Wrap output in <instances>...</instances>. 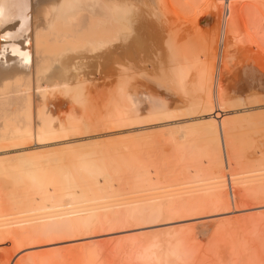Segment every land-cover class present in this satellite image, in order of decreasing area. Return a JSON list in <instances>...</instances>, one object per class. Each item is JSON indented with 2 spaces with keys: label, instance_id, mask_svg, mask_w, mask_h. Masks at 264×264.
<instances>
[{
  "label": "bare ground",
  "instance_id": "bare-ground-1",
  "mask_svg": "<svg viewBox=\"0 0 264 264\" xmlns=\"http://www.w3.org/2000/svg\"><path fill=\"white\" fill-rule=\"evenodd\" d=\"M237 1L240 0H26L21 9L12 10L5 6L4 16L0 21V264H115L118 254H110L107 250L111 247L106 249V246L99 245L102 241L99 240L97 244L96 240L89 238L96 235L95 232L102 227L112 230L131 227L135 224V219L130 224L126 220L138 213L143 214L144 210L142 218L149 226L152 223L156 226L158 222L164 224L165 221L171 224L161 226L164 228L155 231L153 228V231H148L150 228H147L145 233L142 230V237L135 233L128 234L127 237L124 235L125 238H120L122 241L118 239L116 245L119 247L114 244L116 249L113 248L117 253L118 249L123 252V257L119 256V260L123 258L124 262L138 260L153 264L162 260L165 264H192L198 258L191 249L192 240L187 239L188 235H193V230L180 221L193 217L206 223L204 217L212 219V216H205L210 206L215 207L212 210L216 213L217 209L228 204L229 213L247 210L252 205L245 203V199H256L253 205L255 207L264 206L262 150H259L262 157L260 155L253 161L245 160V156L243 159L239 154L235 159V153L232 155L235 161L233 157L232 160L237 165L233 168H229L233 163L229 162V166L227 164L228 157L218 154L216 150L213 154L216 165L207 170L198 162L203 160L198 158L201 153H195L198 146L197 141H193L198 134L201 135L197 133L200 130L195 133L196 128L200 125L204 127V123L196 124L198 126L195 127V120L192 124L187 122L189 126H185L186 123L182 125L181 121L179 124L183 128L175 123L180 129L170 126L172 119L169 118H174L172 112L177 109L170 111L164 101L153 105L154 107L148 106L147 111L135 108L128 110L124 106L125 101L128 104L133 103L131 92L140 93L137 86L141 83H132L134 77L143 76L146 81L165 88L167 93L172 92L171 84L181 88L185 82L180 72H188V75L187 68L197 61H202L200 65L209 71L211 80L205 84L209 79L202 77L203 86L196 87L193 93L199 90L197 94L200 92L199 95L203 96L202 100L199 98L202 103H205L206 98L212 99L219 95L216 84L219 72L212 65L215 54L225 50L229 39L237 44L251 42L252 45L255 43L259 46L261 31L264 30L263 23L260 24L264 20V2L263 5L255 2L241 5ZM213 21L215 25L212 34L203 32L204 26L208 25L210 28ZM158 26L163 30L159 38L165 40L162 46H159L161 41L160 44L158 41L157 43L159 48L163 47L165 54L161 52L162 58L160 55L159 59L162 60L156 65L160 67V75L153 77L148 70L150 65H155L157 56L154 55V59L150 60L151 42L148 40L151 31ZM197 35H201V39ZM163 54L168 56L167 63L163 61L166 59ZM88 67L89 71H86L85 68ZM252 69L254 73L261 71L257 66ZM249 72L252 74L251 70ZM262 75L264 77V73ZM263 77H257L259 84L255 81L256 86L259 87L261 82L263 85ZM108 80L109 83L106 82ZM189 81L191 83L192 80ZM108 87L110 90H107ZM129 88L133 89L128 90ZM184 89L183 92L186 90ZM159 101L158 99V103ZM204 121L208 128L207 122L211 126L214 119ZM99 122L109 126L110 131L106 135L115 137L105 141L97 139L99 141L94 142L92 136H83L84 133H96ZM214 125L215 122L211 127H215ZM139 129H143L144 132L141 131L144 134L139 131L136 135L135 131L132 139V131ZM87 138H91L92 142L84 141ZM159 141L172 144L171 153L176 152L178 157L175 156V162H167L168 151L164 152L162 147L156 149L155 145ZM51 144L55 146H48ZM56 144H59L57 149ZM34 145L41 147L40 150H31ZM42 147L52 150L45 151ZM15 148L20 149L14 150ZM202 153L206 154L205 151ZM242 153L244 154L243 150ZM206 162L209 163V160ZM231 169L237 172L228 173ZM146 208H151V213L146 212ZM214 212L209 211L210 215ZM258 215L255 219H247L246 224L250 223L249 232L242 230L243 228L239 231V226L242 227L245 220H242L244 223H237V218V222L234 220L232 224L224 227H221L224 223H218L217 226L215 224V230L223 233L220 239L224 242L220 241L219 247L230 241L233 246L237 243L241 248L248 247V241L253 237L245 238L244 232L250 233V236H258L263 230L261 223L264 221V212ZM125 221L129 225L123 223ZM235 229L237 235L233 232ZM237 230L243 233L238 235ZM18 232H23L21 235L24 236L18 238ZM234 234L238 237H233ZM79 237L88 240L66 243L62 245L64 248L61 251L58 250L62 248L48 250V245L79 240ZM192 237V243H196L194 236L191 239ZM235 238L238 240L236 243ZM218 239L219 237L216 241ZM75 243L82 244L74 246ZM230 244L229 250L237 253L238 248L235 249ZM37 247L46 250L37 251ZM247 247L245 250L252 251ZM114 249L109 251L116 252ZM253 250L250 254L246 251L249 258L253 257L252 261L255 258L256 264H264L260 259L264 257L260 254L257 256L255 248ZM242 251V256H246L243 248L241 253ZM218 252H215L218 256L220 254L219 258L215 254L217 260H222L224 256L229 262L233 259L230 257L233 254ZM107 253L113 258H108ZM238 253L234 258L239 256ZM246 257L241 259L240 255L241 263L239 259L238 263H234L245 264L243 261L247 260ZM256 257H260L258 261ZM220 260L219 264H222L224 260ZM251 260L250 263L245 262L254 263Z\"/></svg>",
  "mask_w": 264,
  "mask_h": 264
},
{
  "label": "rangeland",
  "instance_id": "rangeland-1",
  "mask_svg": "<svg viewBox=\"0 0 264 264\" xmlns=\"http://www.w3.org/2000/svg\"><path fill=\"white\" fill-rule=\"evenodd\" d=\"M239 2V4L241 3V5H243V3H250V5H251V3L252 4H254V2L257 4V5H263L262 3L264 2V0H240V1H237V3ZM246 5H248V4H246ZM246 5H244V7L246 6ZM219 11H221L220 9H219ZM217 18V17H216ZM218 19V18H217ZM218 20H216V22H217ZM260 21V20H259ZM215 23V21H213L212 22V24L210 25V28L208 27V25H206V26H204V30H203V32L205 31V33H208V34H212V28H213V26L215 25L214 24ZM262 23H263V26H262V28H264V20H262V22H260V24L262 25ZM208 27V28H207ZM206 29V30H205ZM159 30V31H158ZM163 30H162V28H160L159 26L158 27H156V28H154V30L153 31H151V35H150V39L148 40V42H151L150 43V45H151V48L149 49V53H150V55H151V57H150V55H149V58H150V60L152 59H154V55H156L157 56V58H155V60H154V62H155V65H150L151 66V68H150V66H149V70H148V72H149V74L151 73V75L150 76H153V77H155V76H158V74L160 75V73H158V72H160L159 70H160V67L159 66H156L157 65V63L159 62V60L162 58V54H161V52L162 53H164L165 54V50L163 49V47L161 48H159V46H162V45H164L163 44V41L165 40H160V38H159V35H160V33L162 32ZM157 32V33H156ZM262 32V35L264 34V30L263 31H261ZM204 33H202V35H203ZM155 37H154V36ZM207 35V34H206ZM262 35H261V39L259 40L260 42H259V44H258V42H256L259 46H257L255 43H253L254 45H256V46H254V45H252L251 44V42H249V43H247V44H245L244 43V45H243V42H242V44L240 43V44H237L236 42H234V40H231V39H229V41H231L230 43H229V41H227L226 43H228V45H227V47H225V50L224 51H227V53L226 52H220V53H216L215 54V57H213V64L212 65H215L216 66V69H217V71L216 72H219L217 75L219 76V78H218V81L216 82V84L218 85V87H219V91H220V93H219V95H217L216 97H214V98H212V99H210V98H206L205 99V97H204V101H205V103H202V102H199L200 101V99L199 98H201V100H202V98H203V96H201V95H199V93L197 94V92L199 91V90H197V92H195V93H193L194 92V89L196 88V87H202L203 86V83H202V81L204 80V79H206V80H208V81H206L205 82V84L208 82L209 83V81L211 80V78H210V75H209V71L208 70H206V69H204V68H202V66L200 65L201 63H202V61H197V63L195 64V63H191L190 64V66H189V68H187L188 70H189V74L187 75L186 73H188V72H185V71H183L184 72V74H183V72H180V75H181V77H182V80L183 81H185L184 83H183V87H185L186 85V87H185V89L182 87V86H180L181 88H179V86L178 85H172L171 84V86L173 87L172 88V92L174 91L175 92V94H172V92L171 91H169L168 93L165 91V88H159L157 85H155V83H153V82H149V81H146L145 79H144V77L143 76H136V77H134V79L132 80V83H134V84H136V83H141V84H138V86H137V88H138V90L137 91H139L140 93H132L131 92V97H132V100H133V105L129 102V104H128V101H125V104H127V105H125L124 104V106L128 109V110H131V109H133L134 110V108L135 109H144V110H146L147 111V109H148V106L149 107H151V106H153V105H159L160 103H162L163 101H164V103L167 105V109H169L170 108V111H175L176 109V112H172L173 113V117L174 118H169V120L170 119H172V121H170L171 122V124H170V126L172 125V126H175V125H177V124H179L181 121V124L183 123V124H185V126H189V124H187V122H189V123H194L195 121H196V123H195V127L196 126H198V125H200V124H205V126L203 127V125H200V126H198L197 128H196V131H195V133L197 132V131H199L200 130V132H197V133H201V135L200 134H198V136L196 137V138H194V139H196V140H194L193 138V141H197L196 143H197V150L194 148V150H196L195 151V153H197L198 152V154H200L199 156H201L202 154V156H204V157H199L198 156V158H202L201 160H203V161H200L199 159V163H201V164H203L204 165V168L205 169H207V170H211V169H213L214 167H215V165H216V157H213V154H215L216 153V150H217V152H218V154H221V155H223V156H226V157H228V162H227V164H228V166L231 164V163H233V164H231L230 165V167L229 168H233V166H235V164L237 165V162H233V160L235 161V159H236V156H237V158L239 157L237 154H239V155H241L240 157L241 158H243L244 159V156H245V160H251V161H253V160H255V159H258L259 157H260V155H261V157H262V154L264 155V83H263V85H261V83H260V85H259V87L258 86H256V84L258 85L259 83H257L258 81H256L257 80V77H260V76H262L263 77V73H264V35H263V37H262ZM197 37L198 38H200L201 37V35H197ZM154 38V39H153ZM260 38V37H259ZM157 39V40H156ZM201 39V38H200ZM155 40H156V42H155ZM153 41V42H152ZM157 41H158V43H159V41H161V45H159L158 43H157ZM257 41V40H256ZM238 43H239V41H238ZM154 44H156V45H154ZM249 44V45H248ZM159 45V46H158ZM251 45V46H250ZM153 46H155V47H153ZM157 46V47H156ZM253 46V47H252ZM159 48V51H156L157 49ZM229 48V49H228ZM155 49V50H154ZM252 49V50H251ZM152 50V51H151ZM250 50V51H249ZM245 51V52H244ZM252 51V52H251ZM154 53V54H152V53ZM230 52V53H229ZM243 52V53H242ZM249 52V53H248ZM156 53V54H155ZM225 53V54H224ZM163 54V57L165 56V58L166 59H164L163 61L164 62H166L167 63V57H166V55H164ZM233 54V55H232ZM153 55V56H152ZM160 55H161V58L159 59V57H160ZM224 55V56H223ZM233 56V57H232ZM220 57V58H219ZM219 58V59H218ZM229 58V59H228ZM232 58V59H231ZM253 59L254 60V62H253V60H249V59ZM259 58V59H258ZM262 58V59H261ZM225 59V60H224ZM162 60V59H161ZM202 60V59H201ZM245 60H247L246 62H245ZM255 60H256V63H255ZM225 61V62H224ZM164 62H163V65H164ZM216 63H218L217 65H216ZM223 63V64H222ZM251 63V64H250ZM254 63V64H253ZM195 64V65H194ZM220 64H222V65H220ZM242 64V65H241ZM194 66V67H192V66ZM199 65H200V67H199ZM253 65V66H252ZM154 66H155V68H157V69H155L154 68ZM221 66V67H220ZM245 66H246V69H245ZM249 66V67H248ZM256 66L258 67V68H260L259 69V71L260 72H258V70L257 71H255V73L253 72L254 71V69H252L253 67H255L256 68ZM153 67V68H152ZM244 67V68H243ZM250 67H251V69H250ZM200 70H199V69ZM242 68H243V70L244 71H242ZM152 69V70H151ZM186 69V70H187ZM192 69V70H191ZM198 69V70H197ZM251 70V72H252V74L253 75H255L254 77L253 76H251L252 74H250V70ZM85 70L87 71H89V67L88 68H85ZM184 70V69H183ZM228 70V71H227ZM247 71V74H246V71ZM151 71V72H150ZM180 71H182V69H180ZM208 71V72H207ZM202 73V72H204V74L202 73V75L200 74V73ZM206 72V73H205ZM256 72H258V74H256ZM262 72V73H261ZM193 73V74H192ZM260 73H261V75H260ZM183 74V75H182ZM207 74V75H206ZM242 74H245V75H242ZM196 75V76H195ZM200 75V76H199ZM206 75V76H205ZM250 75V76H249ZM185 76H186V78H185ZM191 76H192V79H191ZM208 76V77H207ZM224 76V77H223ZM190 77V78H189ZM199 77H201V78H199ZM202 77H204V79L202 78ZM127 78V77H126ZM248 78H250V79H248ZM256 78V79H255ZM264 78V77H263ZM203 79V80H202ZM253 79H255V80H253ZM148 80V79H147ZM187 80H188V83L189 84H187ZM189 80H192L191 81V83H190V81ZM201 80V81H200ZM252 80V81H251ZM251 81V82H250ZM255 81H256V84H255ZM98 82V81H97ZM107 83H109L110 82V80H108V81H106ZM185 83H186V85H185ZM198 83V84H197ZM199 83H201L200 85H199ZM193 85V86H191V85ZM204 84V85H205ZM251 84V85H250ZM141 86V87H140ZM177 86H178V88H179V90H178V88H177ZM191 86V87H190ZM195 86V87H194ZM144 87V88H143ZM154 87V88H153ZM156 87V88H155ZM133 88H135V87H133ZM133 88H129L128 90H132ZM143 88V89H142ZM174 88H177V90H178V93H176L177 92V90H175ZM189 88H192L191 90H189ZM182 89H184L185 91L183 92V90ZM107 90H110V87H108L107 88ZM193 90V91H192ZM192 91V92H191ZM158 92V93H157ZM166 92V93H165ZM128 93H130V91L128 92ZM171 93V94H170ZM193 93V94H192ZM168 94H170V95H168ZM259 95V96H258ZM261 95V96H260ZM200 96V97H199ZM256 96H257V98H256ZM163 97V98H162ZM140 98V99H139ZM158 99L160 100L159 101V103H158ZM199 99V100H198ZM170 101V102H169ZM200 103H198V102ZM209 102V103H207V102ZM211 101V102H210ZM212 101H214V103L212 102ZM216 102V103H215ZM169 103V104H168ZM202 103V104H201ZM213 103V104H212ZM206 104V105H205ZM165 105V106H166ZM177 107H176V106ZM205 105V106H204ZM129 106V107H128ZM130 106H132V107H130ZM209 106V107H208ZM218 106L219 107H222V108H218ZM154 107V106H153ZM152 107V108H153ZM210 109V110H207L208 108ZM129 108H131V109H129ZM147 108V109H146ZM180 109V110H179ZM215 109V110H214ZM145 111V112H146ZM143 114H146V113H143ZM176 114H178L177 116H175ZM215 118H214V117ZM221 116V117H220ZM249 116V117H248ZM204 117V118H203ZM219 117V118H218ZM211 118H212V120H211ZM233 118V119H232ZM205 119H207V120H209L210 119V121H213V119H214V121L213 122H211L212 124H214V122H215V124L216 125H214L215 127H211L212 126V124H210L211 126H209V121L207 122V124H208V128H206L207 127V125H206V121H204ZM228 119H230L229 121H226V120H228ZM236 119V120H235ZM187 120V121H186ZM193 120H195V121H193ZM201 120H202V122H201ZM216 120V121H215ZM175 121V122H174ZM191 121H193V122H191ZM200 121V122H199ZM105 122L107 123V125H109V122L107 121V120H105ZM178 122V123H177ZM222 122H224V123H222ZM100 124H99V127L96 129L97 130V132L96 133H84L83 134V136H85V135H87V136H92L91 138L94 140V142H97V141H99V140H97V139H103L104 141L106 140V139H108V138H114L113 136H110L109 137V135H106L107 134V132H109L110 131V128H109V126H107V125H105V123L103 122H99ZM102 123V124H101ZM174 123H175V125H174ZM181 124H179L182 128H183V124L181 125ZM196 124H198V125H196ZM223 124V125H222ZM102 125V126H101ZM178 125V126H179ZM219 127H218V126ZM101 126V127H100ZM178 126L176 127V128H178ZM184 126V127H185ZM190 126H193V125H190ZM194 126H193V128L192 129H194ZM105 127H106V129H105ZM107 127H108V129H107ZM169 127V126H168ZM167 127V128H168ZM175 127H173V128H175ZM200 127V128H199ZM212 129H211V128ZM258 127V128H257ZM170 128V127H169ZM168 128V129H169ZM172 128V127H171ZM175 128V129H176ZM205 129V131H203L204 129ZM214 128V129H213ZM227 128V129H226ZM229 128V129H228ZM256 128V129H255ZM159 130H160V128H158ZM157 128L155 129L154 128V130H158ZM165 129H166V126H165ZM178 129H180V128H178ZM201 129H202V131H201ZM207 129L209 130V131H207ZM217 129V130H216ZM143 131V129H139V130H134V131H132V133H131V135L129 134V133H127V134H129L130 136H131V138L132 139H134L133 137L135 136H133V133H135V131L137 132L136 133V135H138V133H139V131H140V133L143 135L144 133H142V131ZM145 130V132H146V129H144ZM149 130V129H148ZM147 130V131H148ZM161 130H163V129H161ZM195 130V129H194ZM216 130V132H214ZM218 130H221V131H218ZM208 132V133H206L205 134V132ZM240 131V132H239ZM144 132V131H143ZM150 132V131H149ZM213 132H214V134H213ZM228 132H229V134H228ZM148 133V132H147ZM146 134V133H145ZM203 134V135H202ZM209 134V135H208ZM219 134V135H218ZM82 135V134H81ZM195 135V134H194ZM117 136V135H116ZM121 136H123V135H121ZM128 136V135H127ZM141 135L139 134V137H140ZM205 136V137H204ZM207 136H210V137H207ZM255 136V137H254ZM258 136V137H257ZM138 137V136H137ZM195 137V136H194ZM91 138H87V139H85L84 141H91L92 142V139ZM141 138V137H140ZM198 138V139H197ZM221 138V139H220ZM225 139V141H222V140H224ZM242 140H241V139ZM246 138V139H245ZM257 138V139H256ZM135 139H136V137H135ZM208 139L210 140V141H208ZM239 139H240V141H239ZM249 139V140H248ZM216 140V141H215ZM253 140V141H252ZM83 140H81V142H82ZM83 141V142H84ZM100 141H102V140H100ZM219 141V142H218ZM161 141H159L158 142V144L160 143ZM208 142H209V144H208ZM243 142H244V146H243ZM79 143H80V141H79ZM164 143V144H163ZM192 143H194V142H192ZM214 143V144H213ZM218 145H217V144ZM221 143V144H220ZM226 143H228V144H226ZM253 143V144H252ZM256 143V144H255ZM154 144V143H153ZM157 144V143H156ZM157 144V145H158ZM202 144H203V146H202ZM212 144V145H211ZM220 144V145H219ZM226 144V145H225ZM238 144V145H237ZM55 146V144H51V145H48V146ZM60 145H62V144H60ZM157 145H155L156 146V149L158 148V147H162L161 148V150H164V152H167L169 155L167 156L166 155V159L168 160H166L168 163L171 161V162H175L176 160H177V153H176V155H175V153L173 154V153H171V149L173 148V146H172V144L170 145V142L168 143V142H166V141H162L160 144H159V146H157ZM206 145V146H205ZM223 145V146H222ZM228 145V146H227ZM233 145V146H232ZM236 145V146H235ZM241 145V146H240ZM245 145H246V147H245ZM47 146V147H48ZM63 146V145H62ZM227 146V147H226ZM233 148H232V147ZM262 146V147H261ZM59 147V144H56V149ZM154 147V146H153ZM222 147V148H221ZM231 147V148H230ZM39 148H41V147H37L36 145H34V148H31V150L32 149H36V150H38ZM53 148V147H52ZM201 148V149H200ZM205 148H206V150H205ZM220 148V149H219ZM236 148V149H235ZM238 148H239V150H238ZM20 148H15L14 150H19ZM42 149H43V147H42ZM51 149V148H50ZM49 148L48 149H46V147L43 149V150H45V151H48V150H50ZM150 149H152V147H150ZM154 149H155V147H154ZM159 149V148H158ZM234 150V153H233V150ZM240 149H242L243 150V152H244V154L242 153V150H240ZM30 150V149H29ZM28 150V151H29ZM30 150V151H31ZM40 150V149H39ZM52 150V149H51ZM53 150H54V148H53ZM166 150V151H165ZM210 150V151H209ZM223 150H224V152H223ZM238 150V151H237ZM259 150H262V151H260V152H262V154L259 152ZM28 151H26V152H28ZM29 151V152H30ZM160 151V150H159ZM206 152V154L205 153H202V152ZM222 151V152H221ZM257 151V152H256ZM32 152V151H31ZM220 152V153H219ZM12 154H13V152H11ZM15 153V152H14ZM166 153V154H167ZM222 153H224V154H222ZM225 153H227V154H225ZM233 153V154H232ZM236 153V155L234 156V154ZM12 154H10V155H8V156H11ZM171 154V155H170ZM243 154V155H242ZM1 155L2 154H0V157H1ZM7 155H5V156H7ZM173 155H174V157H173ZM228 155V156H227ZM235 157V159H234V157ZM208 156V157H207ZM243 156V157H242ZM207 157V158H206ZM225 157V159H226V161H227V158ZM232 157H233V160H232ZM249 157H251V158H249ZM206 159V160H205ZM214 159V160H213ZM174 160V161H173ZM205 160V161H204ZM209 160V163L208 162H206V161H208ZM232 160V161H231ZM237 161V160H236ZM204 162H205V164H204ZM229 162H230V164H229ZM208 165H207V164ZM213 164V165H212ZM215 164V165H214ZM237 167V166H236ZM236 167H234V168H236ZM237 169V168H236ZM233 172H237V171H235L234 169H231L228 173H233ZM11 189H8V191H10ZM262 200H264V198L262 199ZM262 200H260V201H262ZM243 201H245V203H248V204H250L249 206H251L249 209H247V210H244V209H242V210H240V211H234L235 212V214H234V212L231 214V213H229L230 211V205L228 204V205H226L224 208H221L220 207V209H217V213L216 212H214V210H215V207H213V206H210L209 207V209H208V211L205 213V216L207 215H209V216H212V217H210V218H212V219H210V220H208V218L206 217V219H205V217H204V221L206 222V223H204V227L203 226H201V224H203V223H201L203 220H201V222L199 221V219L198 220H196L197 218H193V217H191V218H185L184 220L185 221H180V222H184L183 224L186 226V227H189V228H192V230H193V235H188V236H190L189 238H188V236H187V239L189 240V241H191L192 240V242H193V237H192V239H191V236H194V242H196V243H192L191 242V249L192 250H194V252L193 253H195L196 254V256L198 257V258H196V259H194L195 261H194V263H192V264H219V260H217L218 258H219V256H220V254H219V256H218V254H216L215 252H218V250H220V252H223V253H225V255L227 254H233L234 256L232 257V256H230L231 258H233L232 260H231V262H229L230 260H228V258H226V256H224L223 258H222V256L220 257V258H222V260H224V258H226L227 260H224V262L222 263V264H235L234 262H237L238 263V261L240 260V262L239 263H241V259H243L244 257H246V256H248V258H249V254H250V252L252 253L254 250V248H255V252L256 253H258V255L257 256H260L261 255V257H264V221H262L263 223H261L262 225H261V229L263 228V230L260 232L261 233V237L258 235V236H250L247 232H249V230L248 229H250V223H248L247 222V224H246V221H248L249 219H251V218H254L256 215H258V214H260V213H262V211L264 212V206H261V207H255V206H253L255 203H256V199H254V200H251V199H245V200H243ZM258 201V200H257ZM253 203V204H252ZM256 206H258V205H256ZM226 207H228V208H226ZM258 208V209H257ZM212 209H214V210H212ZM225 209V210H224ZM229 209V210H228ZM253 209V210H252ZM151 208H146V212H150L151 213ZM222 210V211H221ZM226 210H228V211H226ZM260 210V211H259ZM209 211H211L212 213L214 212V214L212 215H210V213H209ZM224 211V212H223ZM257 211L259 212V213H257ZM250 213V216L249 215H247V213ZM145 213V210L143 211V214ZM220 213V214H219ZM237 213V214H236ZM248 213V214H249ZM252 213V214H251ZM142 213H138V214H136V215H134L132 218H129L130 220H128L127 218V222H129V224L131 223V221L132 220H134L135 219V221L133 222V223H135V224H133L131 227H121V228H126V229H124V230H122L120 227H118V228H116V229H113V230H116L115 232L112 230V229H107L106 227H102V228H99L95 233H96V235L94 234L93 236H91L89 239H93L95 242H97V244H98V241L100 240V242L102 241V243L100 244L99 243V245H101V246H106L107 248L106 249H108V247H111V249L109 248L108 250H107V252H111L110 254H112V253H115V254H118V258L116 259L117 261L115 262V264H143L144 262H141V261H136V260H131V261H126V262H124L125 260L122 258L121 259V261L119 260V256H120V258H121V256L123 257V252L120 250V249H118L119 250V252L121 253H117V250H115L116 249V247H117V243H118V241L120 240V241H122V239H120V238H125V237H127V236H129V235H134L135 233H136V235L137 234H141V233H145V232H147V230L148 231H153V229H154V231L155 230H159V229H161V228H164L166 225H168V224H171L170 222H168V221H165L164 222V224H163V222H158V223H156V226H155V223H152V225L150 224V226H149V224H146V220H144L142 217V215H143ZM230 214V215H229ZM241 214V215H240ZM138 215V216H137ZM141 215V216H140ZM233 215V216H232ZM243 215V216H242ZM254 215V216H253ZM218 216V217H217ZM240 216V217H239ZM242 216V217H241ZM215 218V221H214V218ZM228 217V218H227ZM257 217V216H256ZM258 217H259V215H258ZM235 218H237L236 220H238V222L235 220ZM246 218V219H245ZM141 220V222H139L140 220ZM143 219V220H142ZM226 219V220H225ZM230 219V220H229ZM248 219V220H247ZM255 219V218H254ZM196 220V221H195ZM217 220V221H216ZM236 221L237 223H239V221H242V220H245L243 223L245 224V226H243L242 225V227L241 226H239L240 228H239V231L241 230V228H243L242 230H248L247 232H244V236H245V238L246 237H248V238H252V240L250 239L249 241H250V243H249V241H248V247L247 246H245V247H242L243 249H244V251L246 252L247 250V252H249V249H247V250H245L246 249V247L247 248H249L250 247V250H252V251H250L249 252V254L246 252H244L245 253V255L246 256H242V254H243V251H242V253H241V247L239 246V244L237 245V243L235 242L237 239L235 238L234 239V242L236 243V245H234L236 248L235 249H237V250H239V251H237V253L238 252H240V253H238L239 254V256L241 255V259H239V256L237 255V258H234L235 256H236V254L237 253H232V249L231 250H229L230 248H231V244L230 243H232V246H233V242L232 241H230V243H227V244H225V246H224V244H222L223 246H221V248L219 247V245H221L220 243H223L221 240L222 239H220L221 238V236L223 235V233H218L217 232V229L215 230V228L216 227H214L215 226V224H216V226H217V224L218 223H221L222 225H223V223H224V225L223 226H221V227H224V226H227L228 224L230 225V224H232L233 223V221ZM253 220V219H252ZM126 221L125 222H123V223H125L126 225H129L128 223H126ZM136 221H137V223H136ZM191 221V222H190ZM200 222V225H199V222ZM228 221H229V223H228ZM251 221V220H250ZM139 222V223H138ZM198 222V223H197ZM212 222H214L213 224H212ZM251 222H253V221H251ZM144 223V224H143ZM225 223H227L226 225H225ZM235 223V222H234ZM241 223V222H240ZM137 224H140V225H137ZM154 224V225H153ZM196 224H198V225H196ZM209 224V225H208ZM211 224V225H210ZM220 224V225H221ZM249 224V225H248ZM260 224V223H259ZM134 225H136V227H134ZM142 225H143V227H142ZM145 225V226H144ZM146 225H148V226H146ZM188 225V226H187ZM246 225H248L249 226V228H248V226H247V228L245 229V227H246ZM161 226H164V227H161ZM200 226V227H199ZM134 227V228H133ZM156 227V228H155ZM158 227V228H157ZM202 227V228H201ZM210 227V228H209ZM128 228H130V229H128ZM148 228V229H147ZM153 228V229H152ZM120 229H121V231H120ZM145 229V230H144ZM147 229V230H146ZM198 229V230H197ZM119 230V231H118ZM143 230V232H141ZM214 230H215V232H214ZM105 231V232H104ZM107 231H109V232H107ZM111 231V232H110ZM124 231V232H123ZM133 231V232H132ZM236 231V229L235 230H233V232H235ZM107 232V233H106ZM121 232V233H120ZM130 232H131V234H130ZM138 232V233H137ZM198 232V233H197ZM211 232V233H210ZM21 233L22 234H24L23 232H18V238L20 237V236H22L21 235ZM104 233V234H103ZM111 233V234H110ZM124 233H126V234H124ZM204 233V234H203ZM237 233H238V235L240 234H242L243 233V231L242 232H238V230H237ZM129 234V235H128ZM212 234V235H211ZM222 234V235H221ZM235 234H236V232H235ZM234 234V236L233 237H235L236 235ZM247 234V235H246ZM262 234H263V236H262ZM100 235V236H99ZM115 237H114V236ZM117 235V236H116ZM121 237H120V236ZM124 235H125V237H124ZM216 235V236H215ZM24 236V235H23ZM22 236V237H23ZM104 236H106V237H108V238H105ZM112 236V237H111ZM143 236V234L142 235H140V237H142ZM22 237H20V238H22ZM101 237V238H100ZM102 237H104V238H102ZM219 237V239L216 241V239ZM230 237V236H229ZM233 237H231V239L233 238ZM236 237H238V236H236ZM256 237V238H255ZM80 238V237H79ZM111 238V239H110ZM214 238V239H213ZM259 238V239H258ZM98 239V240H97ZM106 239V240H105ZM113 239V240H112ZM119 239V240H118ZM213 239V240H212ZM227 239H230V238H227ZM253 239H255V242H254V240ZM86 242L87 240H88V238H80L79 240L78 239H76V240H74V241H65V242H58V243H53V244H51L52 245V247H51V245H48V250H58L59 248H62V249H60V250H58V251H61V250H63V246L62 245H64V244H66V243H70V242ZM86 240V241H85ZM104 240V241H103ZM109 240V241H108ZM223 240H225V238H223ZM107 241L109 242V243H107ZM221 241V242H220ZM238 241V240H237ZM105 242V243H104ZM220 242V243H219ZM226 242V241H225ZM227 242H229V240H227ZM257 242V243H256ZM59 243H61V244H59ZM120 243V242H119ZM122 243V242H121ZM218 243H219V245H218ZM60 246H59V245ZM79 244H82V243H75L74 244V246H77V245H79ZM84 244H86V243H84ZM115 244V246L116 247H114L113 245ZM200 244V245H199ZM250 244H251V246L253 247H251L250 246ZM254 246H253V245ZM54 245H56V246H54ZM58 245V246H57ZM120 245V244H119ZM228 245H229V247L230 248H228ZM247 245V244H246ZM261 245L263 246V247H261ZM73 245H70V247H72ZM210 246V247H209ZM233 246V247H234ZM256 246V247H255ZM51 247V248H50ZM115 249H114V248ZM119 247V246H118ZM117 247V248H118ZM205 247V248H204ZM223 247H225V249L223 248ZM239 247H240V249H239ZM38 249H37V251L39 250V251H42V250H46V249H39V247H37ZM218 248H220V249H218ZM114 249V251H116V252H113V251H109V250H113ZM196 249H197V252L198 253H196ZM224 249V251H222ZM257 249H259V250H257ZM213 250H214V252H213ZM227 250H228V252L229 251H231V252H227ZM201 251V252H200ZM213 252V254H212V252ZM226 251V252H225ZM263 251V252H262ZM220 252H218V253H220ZM233 252H236V251H234L233 250ZM1 253V252H0ZM202 253V254H201ZM208 253V254H207ZM223 253H221L222 255H223ZM256 253H255V256H256ZM110 254H108L107 253V257L108 258H110L111 256H109ZM198 254V255H197ZM207 254V255H206ZM218 256V258H217V256ZM254 254V253H253ZM260 254V255H259ZM263 254V255H262ZM199 256H202L201 258H199ZM205 258H204V257ZM229 256H227V257H229ZM252 256H254V255H251V257ZM254 256V257H255ZM113 258V256L110 258V259H112ZM204 258V259H203ZM212 258H214V259H212ZM230 258V259H231ZM253 258V257H252ZM251 258V259H252ZM257 258V261H258V258H260V257H256ZM203 259V260H202ZM234 259H236V261L234 260ZM239 259V260H238ZM245 259V258H244ZM246 259H247V257H246ZM250 258L249 259H247V260H244L243 261V263H245V264H247V262H245V261H249V263H250V260H251ZM262 261H264V258L262 259V258H260ZM123 260V261H122ZM213 260V261H212ZM222 260H220V262H222ZM135 261V262H134ZM161 261V262H160ZM160 261H158L159 262V264L161 263V264H165L164 262H162V260H160ZM198 261V262H197ZM225 261H228L227 263H225ZM254 261H255V258H254ZM254 261H252L251 260V263L252 262H254ZM137 262V263H136ZM140 262V263H139ZM158 262L156 261V263L154 262V264H158ZM196 262V263H195ZM203 262V263H202ZM233 262V263H232ZM256 262V261H255ZM252 263V264H256V263ZM261 261L259 260V263H260ZM144 264H153V263H144ZM260 264H262V263H260Z\"/></svg>",
  "mask_w": 264,
  "mask_h": 264
},
{
  "label": "snow or ice",
  "instance_id": "snow-or-ice-1",
  "mask_svg": "<svg viewBox=\"0 0 264 264\" xmlns=\"http://www.w3.org/2000/svg\"><path fill=\"white\" fill-rule=\"evenodd\" d=\"M26 4V0H0V21L4 16L5 6L12 10L21 9Z\"/></svg>",
  "mask_w": 264,
  "mask_h": 264
}]
</instances>
